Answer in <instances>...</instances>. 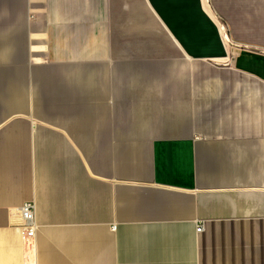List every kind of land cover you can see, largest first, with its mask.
<instances>
[{
    "label": "crops",
    "instance_id": "obj_1",
    "mask_svg": "<svg viewBox=\"0 0 264 264\" xmlns=\"http://www.w3.org/2000/svg\"><path fill=\"white\" fill-rule=\"evenodd\" d=\"M9 1L0 264H264V0Z\"/></svg>",
    "mask_w": 264,
    "mask_h": 264
},
{
    "label": "built area",
    "instance_id": "obj_2",
    "mask_svg": "<svg viewBox=\"0 0 264 264\" xmlns=\"http://www.w3.org/2000/svg\"><path fill=\"white\" fill-rule=\"evenodd\" d=\"M18 212L20 213L22 220H24L22 225V236L24 241L31 243L37 236L36 233L40 226L35 219L36 203H25L18 209ZM196 230L197 232L204 231V224H197Z\"/></svg>",
    "mask_w": 264,
    "mask_h": 264
},
{
    "label": "rangeland",
    "instance_id": "obj_3",
    "mask_svg": "<svg viewBox=\"0 0 264 264\" xmlns=\"http://www.w3.org/2000/svg\"><path fill=\"white\" fill-rule=\"evenodd\" d=\"M15 3L16 2H2L0 4V25L3 24V23H14V22H17L18 23V20H17V16H11V14L15 13L17 10H20L19 9V6L17 9H15ZM36 13L35 10H32L31 12H29L27 14V18L29 20L30 23L32 22H35V19H36Z\"/></svg>",
    "mask_w": 264,
    "mask_h": 264
},
{
    "label": "trees",
    "instance_id": "obj_4",
    "mask_svg": "<svg viewBox=\"0 0 264 264\" xmlns=\"http://www.w3.org/2000/svg\"><path fill=\"white\" fill-rule=\"evenodd\" d=\"M2 2H0V4H1Z\"/></svg>",
    "mask_w": 264,
    "mask_h": 264
}]
</instances>
